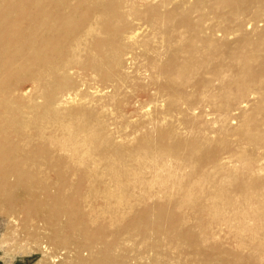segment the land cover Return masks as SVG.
<instances>
[{
  "label": "bare ground",
  "instance_id": "1",
  "mask_svg": "<svg viewBox=\"0 0 264 264\" xmlns=\"http://www.w3.org/2000/svg\"><path fill=\"white\" fill-rule=\"evenodd\" d=\"M247 1L209 3L233 6L230 20L175 30L174 68L156 48L129 77L140 63L135 21L165 46V12L149 0H0V203L25 214L37 264H264V28L246 31L264 23V0ZM229 21L233 43L222 36ZM149 78L164 80L161 91L189 89L195 99L179 114L196 134L215 113L218 133L235 134L237 114L247 124L239 141L258 159L237 152L239 141L168 144L149 121L113 130L99 111L118 95L115 119L136 113ZM37 198L34 213L24 208Z\"/></svg>",
  "mask_w": 264,
  "mask_h": 264
},
{
  "label": "rangeland",
  "instance_id": "2",
  "mask_svg": "<svg viewBox=\"0 0 264 264\" xmlns=\"http://www.w3.org/2000/svg\"><path fill=\"white\" fill-rule=\"evenodd\" d=\"M196 1L199 0H187V1L186 0H165V1L149 0V2L157 6L159 10L165 12V24L159 26L161 30L165 31V46H164L165 50L162 47L163 40L160 39V36L158 34H154L153 32H151L152 28L146 22L145 23L144 21L138 22L139 20L135 21V23H133L134 24L133 26L136 27L135 24L137 22V25L141 26L142 28H140V31H138L137 43L133 44L132 50L135 51L136 55L138 54L136 62H140V63L139 65L136 66L133 65L126 66L125 69H127L126 71L128 72L129 77L134 76L133 74L134 67L136 69V67L141 66V60L143 55L147 53L148 50L151 49L157 48L163 51V53L165 51V54L160 58V63L163 66H165V68H167L168 70L174 68L173 65L169 63V61H171L172 55L168 53V50L170 47H174L175 44L178 43V42H174V38H173L175 34V30L179 32H183L189 26H201L204 28H209V26H211L219 16L226 15V17L229 20L232 16L231 10L233 6L232 8H227L224 6L220 7L218 4V7L213 8L209 5V3H213V5H216L217 2H219L220 0H200L201 5L200 7L197 8H196ZM182 3H184L183 6ZM247 5H249L248 8L252 7L251 0L247 1ZM188 10L190 11V13L188 15H185V13ZM169 13L174 14V19L172 21L166 20V16ZM255 26L256 27L254 28H252L253 26H249L248 28H246V31L249 32L250 30L251 31L256 30L257 32H260L264 28V23L263 21H259L256 23ZM233 30H234L233 23L231 21L227 22L225 27L226 32L222 36L229 43H233L235 40L239 38L238 35L234 33ZM182 41L183 40H180L179 42ZM151 71L152 73H154V70ZM230 76L231 74L230 72H228L227 78H229ZM152 80H150L149 78L144 82L142 81L144 85H148L149 95L138 94L137 98L142 105V109H139L134 114L126 115L120 118L118 117L119 119L117 120L115 119V117L117 116V109H118L117 104L118 101H120V97L118 95H116V97H114L112 100H109L105 103V107H102V110L99 111V113L101 116H105L104 114L110 116L111 118L110 127L113 130H116L119 127L121 130L123 129L122 130L123 133H129L133 129L139 128L141 125H143V123L149 121L152 125V130L154 132L158 134L165 132V141L168 144L175 142L179 136H184L195 143H200V139H201L200 137L203 136L202 138L205 139L207 144L216 143L217 145H223L224 143L227 144L228 142H236L240 140L239 133H241L246 128L245 126L247 124L244 123L243 119H241L239 116H236L237 114L232 115V117H230L233 119L231 120V126L235 129L234 131L235 134H231L228 137H224L218 133V128L221 125V122L219 120H216L217 113L208 116L205 115L204 117L198 119V121H202L204 123L207 122L206 126L202 124L201 130L199 132L200 134H196L194 132L195 127L187 129L179 114L180 103L181 102L192 103L195 99L194 96L190 93L187 87L176 90H169L165 88V91L163 90L161 91V88L158 86V84L163 83L164 80L158 78L154 82V84H151ZM28 89H29L28 84H25L22 87L23 91H26ZM253 93L254 94L250 95L249 100H255V101L259 100V96H258L259 94L256 91ZM107 94L111 95L113 94V91L111 90L107 92ZM147 105L148 107H146ZM202 107L203 110H205V112L212 111L210 108L211 106L206 107V105H204ZM198 112L195 111V113ZM164 114L167 116H164ZM124 124L126 128H123ZM135 136H138V133H136ZM239 142L241 146L237 148V152H240L242 155H244V157L251 158L253 156V159H258L260 155L264 154L262 151H260L259 152L260 155L258 153L257 156L255 155L254 157L251 147L244 141H239ZM206 143L203 146L204 148L207 146ZM224 157L225 158H223L221 161L226 162L229 159L228 161L233 162V166H236L238 169L242 168L240 160L239 162H237L236 158H232L227 154ZM210 173L215 174V172L212 170L210 171ZM39 199L40 198H37V200L34 201L26 200L24 208L29 212L34 213V208L37 207ZM13 217L16 219L13 220L12 219ZM24 217L25 214L21 213L19 209L12 211V208L9 204L0 203V264H37V262H39L40 259L42 258L41 252L37 249L38 245L31 242V240L23 234L24 228L21 223ZM45 262L46 264H57V262H52L49 258H47Z\"/></svg>",
  "mask_w": 264,
  "mask_h": 264
}]
</instances>
